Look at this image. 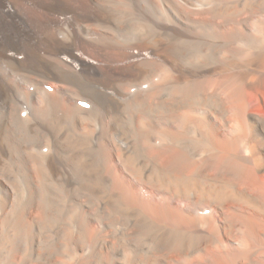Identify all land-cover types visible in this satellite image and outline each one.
<instances>
[{
  "label": "bare ground",
  "instance_id": "obj_1",
  "mask_svg": "<svg viewBox=\"0 0 264 264\" xmlns=\"http://www.w3.org/2000/svg\"><path fill=\"white\" fill-rule=\"evenodd\" d=\"M0 264H264V0H0Z\"/></svg>",
  "mask_w": 264,
  "mask_h": 264
},
{
  "label": "rangeland",
  "instance_id": "obj_2",
  "mask_svg": "<svg viewBox=\"0 0 264 264\" xmlns=\"http://www.w3.org/2000/svg\"><path fill=\"white\" fill-rule=\"evenodd\" d=\"M83 101V100H82ZM237 247H238V245H237Z\"/></svg>",
  "mask_w": 264,
  "mask_h": 264
}]
</instances>
